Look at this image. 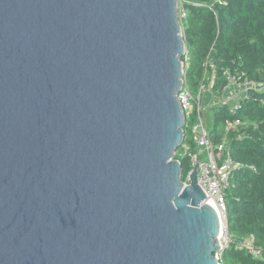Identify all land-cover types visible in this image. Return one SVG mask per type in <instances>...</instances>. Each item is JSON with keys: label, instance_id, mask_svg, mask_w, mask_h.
I'll use <instances>...</instances> for the list:
<instances>
[{"label": "water", "instance_id": "95a60500", "mask_svg": "<svg viewBox=\"0 0 264 264\" xmlns=\"http://www.w3.org/2000/svg\"><path fill=\"white\" fill-rule=\"evenodd\" d=\"M178 2L0 0V264H218Z\"/></svg>", "mask_w": 264, "mask_h": 264}, {"label": "trees", "instance_id": "16d2710c", "mask_svg": "<svg viewBox=\"0 0 264 264\" xmlns=\"http://www.w3.org/2000/svg\"><path fill=\"white\" fill-rule=\"evenodd\" d=\"M182 5L187 12L182 21L189 51L186 74L194 90L205 73L215 77L219 94L229 86L226 72L242 83L264 81V0H182ZM237 119L244 125L231 132L229 147L233 159L247 168L233 175L227 190V227L237 240L253 237L263 253L255 259L231 246L223 264H264V92L251 90L234 114L229 106H213L208 121L214 141H220L227 122ZM174 160L181 163L184 180L190 161L181 149Z\"/></svg>", "mask_w": 264, "mask_h": 264}, {"label": "built area", "instance_id": "2783aa9c", "mask_svg": "<svg viewBox=\"0 0 264 264\" xmlns=\"http://www.w3.org/2000/svg\"><path fill=\"white\" fill-rule=\"evenodd\" d=\"M182 3V0H179ZM178 15L182 26V21L187 16L184 8L179 10ZM183 35V29H182ZM184 37V35H183ZM183 62L184 77L182 88L178 94L179 103L184 112L185 118V140L181 146V154L188 158L191 164V170L183 180L184 186L187 187L192 182V175L197 169L198 185L207 196L204 203L213 202L223 216V227L220 236L217 238L219 251L215 254L218 264H223L224 253L231 246L248 251L255 259L262 258V249L256 245L253 237H247L237 240L228 230L227 227V198L226 191L231 185L233 175L247 166L237 163L232 156L229 147V136L231 132L243 127L240 119L227 122L224 126L223 136L219 142H215L207 117L206 98L209 101H216V105L229 106L231 113L234 114L238 109L241 101L245 100L249 92H264V81L244 83L240 82V77L231 75L226 72L229 86L222 94L214 91L215 77L209 78L205 73L204 78L197 90H194L188 81L185 66L189 62V51L185 50ZM227 94V96H225ZM219 98H216V97ZM236 99L239 103L232 107L230 104ZM213 106H210L212 110ZM193 123V124H192ZM186 129L191 130V136L187 138ZM187 139L189 141L187 142ZM194 144L192 148L190 143ZM255 170L254 167H251Z\"/></svg>", "mask_w": 264, "mask_h": 264}, {"label": "rangeland", "instance_id": "374dc122", "mask_svg": "<svg viewBox=\"0 0 264 264\" xmlns=\"http://www.w3.org/2000/svg\"><path fill=\"white\" fill-rule=\"evenodd\" d=\"M178 6H179V10L183 8V5H182V3H181L180 1L178 2ZM187 68H188V65L185 66V71L187 70ZM225 96H227V94H225ZM216 98H219V97L217 96ZM239 101H240V100L236 99L235 101H233V102L230 104V106L235 107V106L239 103ZM205 104H206V106L208 107V108H207V117H208V119H210V116H211V109H210V106H211V105H212V106L215 105V104H216V101H215V100H213V101H209V99L206 98ZM192 124H193V123H192ZM191 130H192V129H186V136H187V138L191 136V133H190ZM180 149H181V148H180ZM226 193H227V191H226ZM227 194H228V193H227ZM227 194H226V196H227Z\"/></svg>", "mask_w": 264, "mask_h": 264}, {"label": "bare ground", "instance_id": "6f19581e", "mask_svg": "<svg viewBox=\"0 0 264 264\" xmlns=\"http://www.w3.org/2000/svg\"><path fill=\"white\" fill-rule=\"evenodd\" d=\"M213 207L215 208V210L217 211L218 215H219V218H220V223H221V230H222V227H223V216L221 214V212L218 210L217 206L213 203V202H210Z\"/></svg>", "mask_w": 264, "mask_h": 264}]
</instances>
